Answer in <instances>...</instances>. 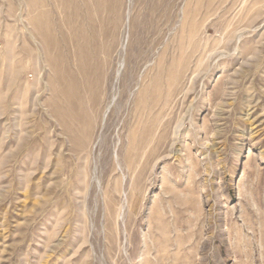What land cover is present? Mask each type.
Returning <instances> with one entry per match:
<instances>
[{"label": "rangeland", "instance_id": "374dc122", "mask_svg": "<svg viewBox=\"0 0 264 264\" xmlns=\"http://www.w3.org/2000/svg\"><path fill=\"white\" fill-rule=\"evenodd\" d=\"M0 264H264V0H0Z\"/></svg>", "mask_w": 264, "mask_h": 264}]
</instances>
